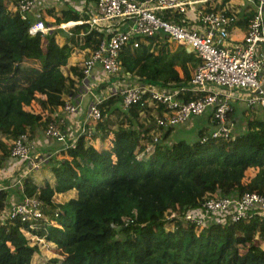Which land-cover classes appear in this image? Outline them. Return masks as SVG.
Masks as SVG:
<instances>
[{
  "label": "trees",
  "instance_id": "trees-1",
  "mask_svg": "<svg viewBox=\"0 0 264 264\" xmlns=\"http://www.w3.org/2000/svg\"><path fill=\"white\" fill-rule=\"evenodd\" d=\"M8 1L13 5L18 2ZM30 20L33 18L24 20L10 13L6 1L0 0V169L14 139L25 135L27 142H32L50 122L61 120L58 109L74 96L79 82L70 75L52 78L68 67L75 45L73 36L66 32V42L60 45L54 42L55 31L49 36H31ZM56 22H60L58 17ZM87 27L76 25L71 32ZM103 37L97 31L84 35L79 49L89 55ZM44 39L47 43L42 49ZM161 39L165 40L159 35L146 39L150 48L139 50L131 49L130 41L120 51L119 60L132 58L137 63L130 74L141 83L171 88L184 80H163V71L198 59L177 48L161 55L160 61L155 50ZM31 100H36L41 111L25 108ZM100 110L102 120L95 129L102 132L100 139L112 133L111 146L91 148L89 134L80 133L74 148H61L60 152L76 160L77 169L71 168L68 159L52 169L56 178L61 172L65 174L68 183L61 187L62 192L74 190L73 198L56 204L53 196L59 184L48 180L38 184L31 171L22 182L19 177L20 201L36 198L49 209H57L58 215H53L55 222L14 217L0 223V264L29 261L18 253L23 245L28 248L24 231L68 250L65 258L52 261L55 264H264V216L226 225L213 222L200 231L178 217V210L199 206L207 194L238 197L244 192L264 193V115L247 118L245 130L229 141L208 138L201 142L204 133L200 131L192 142L178 140L166 145L156 139L157 134H150L155 126L153 112L157 110L160 115V106L147 107L141 102L124 111L120 99L112 96L102 102ZM157 130H165V139L172 128ZM150 144L153 150L138 159ZM248 169L257 172L247 182L244 177ZM8 196L7 191L0 190V209L4 211L11 207ZM125 218L131 221L125 224Z\"/></svg>",
  "mask_w": 264,
  "mask_h": 264
},
{
  "label": "built area",
  "instance_id": "built-area-1",
  "mask_svg": "<svg viewBox=\"0 0 264 264\" xmlns=\"http://www.w3.org/2000/svg\"><path fill=\"white\" fill-rule=\"evenodd\" d=\"M211 1L214 0H60L63 4L78 2L87 5L89 2L94 6L93 13L87 18L69 21L71 26L65 23L48 24L34 17L30 20L28 34L44 37L53 31L68 29L69 35L75 38L80 36L81 39L82 36L95 31L103 33V39L91 51L82 66L81 75L84 79L91 77L98 66L102 73L107 75L105 78H108L104 88L89 92L92 100L87 108L86 119L95 123L101 121L102 102L112 96H120V105L124 111L141 102L160 106L165 113L156 119L160 128H171L191 117L209 112L214 128L201 137V142L208 138L229 141L235 136L229 117L234 92L247 90L250 93L248 106L264 109V86L260 87L264 82V0H257L243 40L232 45L225 43L229 39L232 17L225 11L207 10L205 5ZM249 1L254 3L256 0ZM38 3L39 0H18L10 13L28 20ZM161 12L169 13L171 18H177L166 20L159 15ZM181 14L186 17L182 24L178 23V15ZM186 19L193 23L192 26L185 25ZM83 24L88 25L86 30L71 32L74 26ZM158 35L189 47L198 58L199 63L188 85L158 90L149 84H125L118 80H109V77H117L121 72L119 53L124 45L131 41V49H142L143 37ZM124 75L128 77L130 74L125 72ZM184 92L192 95L182 98ZM62 109L71 114L77 112L75 106L67 102ZM62 122H50L44 135L65 143V135L59 128ZM86 128L88 127L85 125L80 133L89 134V128ZM69 147H75V140L65 144L62 149ZM153 148V144L146 145L145 151L139 155L151 152ZM32 152L34 151L26 136L20 135L11 142L9 158L20 163L26 162L27 171H30L42 160L41 155ZM176 212L177 210L172 212L171 216H175ZM178 214L181 220L193 225L197 231L213 222L226 225L248 220L254 215L264 216V193L244 192L238 197L207 194L199 206L187 208L182 212L178 210ZM14 217H20L21 221L49 218L44 204L30 197H24L7 211H1L0 223ZM130 221L128 218L124 219L125 224Z\"/></svg>",
  "mask_w": 264,
  "mask_h": 264
},
{
  "label": "crops",
  "instance_id": "crops-1",
  "mask_svg": "<svg viewBox=\"0 0 264 264\" xmlns=\"http://www.w3.org/2000/svg\"><path fill=\"white\" fill-rule=\"evenodd\" d=\"M236 1H245L248 3V5L245 8H241L239 6L238 2H236ZM41 3H44L45 7H47V4H49L50 6H53V4L50 3V0H39L38 5ZM255 4H256V2L253 3V1H249V0H235V1L214 0V1H211L208 4H206L205 7L207 9H214L215 8L216 11H221V9H222L224 11L231 13L232 22H231L230 29H229V39L225 43H229L228 45H232L235 43H239L243 40V37L247 31L249 19L254 12ZM38 5H37V7H38ZM65 5H67V4H65ZM233 7H235L236 9H234ZM250 7H252V9H253L251 12H249ZM93 8H94L93 4H91L89 2L87 3V5L86 4L83 5V7L81 9L74 6V8L72 9L74 11L72 20H65V21H74L75 19H79L82 17L87 18L88 16H90L93 13ZM34 11H33V13H34ZM159 15L161 17L171 18L169 13L161 12V13H159ZM234 15L237 16V18H233ZM30 17L31 18L37 17V18L42 19L44 22L48 23L47 20L44 18L43 13L39 12V13H37V15H34L31 13ZM172 17L177 18V16H172ZM174 18H171V20ZM185 18L186 17L184 14L178 15V23L182 24V22H183L182 20H184ZM263 19H264V13H263ZM185 21H186L185 25L187 27L192 26L193 23L190 20L186 19ZM64 22L60 21L59 23H64ZM51 23H53V22H51ZM51 23H48V24H51ZM84 30L85 29H83L82 31H84ZM162 38H165V40L161 39L160 42H158L159 45H156V50H155L156 51L155 53L158 55L160 61H162V58H160L161 55L168 53V52H173V51L177 50V48H182L188 52H191L189 50V47H187L185 45H179L178 44V46L176 45L177 47H174L172 49V51L170 49H168L167 52L160 54V53H158V51L160 50V52H161V50L163 48H167V45L169 44L168 43L169 40H167L166 37L162 36ZM146 39L147 38H144V37L142 38V42H143V48L142 49H149L150 48V44H148ZM74 41H75V39H74ZM218 42H220L222 44L221 41H218ZM78 43H79V41L78 42L75 41L73 51L77 50V49H75V47H77L76 44L78 45ZM165 43H167V44H165ZM260 48H261V50L263 49L262 47H260ZM191 53L194 55L193 52H191ZM81 54H82V57H74V55L71 54V56L69 57L68 67H65L66 69L64 68L65 71H61V73H59L57 76H55V73H54V75H53L54 77H52V78H57V79H64L66 75H70L75 80L79 79V82L74 89V91H75L74 96L69 97V99L67 101V103H70L71 105L75 106V108L77 109V112L71 114V113L65 112L62 108L58 109L59 118L64 123V125L60 126L61 132L65 135V140L68 142V143L67 142L63 143V145L65 146V144H69L70 142H72V140H75L76 137H78L80 135L82 128H84V126L86 125L90 129L91 135H97L95 139L87 137V142L91 145L90 147L94 148V149L108 148L111 146V143H112V133L108 134V136L105 139H100V135L102 132H100V129H95L96 123L94 121L86 119L87 108H88L89 103L92 100V97L89 95V92L92 90L93 91H97V90L99 91L100 89L104 88L107 84V81H105V80H107L108 78H105V77H107V75L103 74L102 71L100 70L99 66H98V67H96V69H94V73L91 77L84 79L81 75L82 69H83L82 66H83L85 59L90 54L89 55L85 54L82 51H81ZM77 62H79V66H76ZM120 63H121V72H122V70L124 71L123 74L125 72H129V74H130V72L137 65V63H135L132 60V58H124L122 61H120ZM198 63H199V60H198V62L197 61L196 62L195 61L194 62L189 61L185 65L178 64V65L172 66L170 68H167L162 73V79L165 80V79H169V78H173V77H179L182 80H184L185 82L184 81L181 82L180 85H178V86L188 85L189 80L192 77ZM177 66H178V70L175 71L174 69H176ZM70 67L75 71V73H76L75 75H72L74 73V71L70 72L67 69ZM180 67L182 70H180ZM129 76L132 78V79H130V82L141 83L135 76H133L131 74ZM101 78H102V80H101ZM109 78H110L109 80L113 81V80H117L118 77L113 76V77H109ZM150 84L152 85V83H150ZM154 87L157 88L158 90H170L173 88V87L168 88L166 86H163V87L162 86H154ZM191 95L192 94H190L188 92H184L182 94V96H183L182 98H184L185 96L189 97ZM117 97L121 100L120 96H117ZM247 99L248 98H245L244 94H242V91H239L234 95V98L231 100L232 111H231L229 117H230L232 125H233L234 134H237V133L245 130L247 118H249V117H261L259 115L260 114L259 112L260 111L263 112V110H264L263 108H261L259 106L249 107L247 104ZM149 106L157 107L151 103H149L147 107H149ZM37 112H39V111H37ZM163 114H165V113L162 110L160 115H163ZM160 115H158V116H160ZM201 116L202 117H196V116L191 117V118H194L196 121L202 122L203 124H205V125H199V128L197 130V135L195 136V138H197L200 131H202L205 135V134L209 133L214 128V123L211 119V115L209 114V112H207ZM83 123H84V125H81ZM188 123H186L185 125H176V127L175 126L172 127L171 133L174 132L175 128H177V129L186 128ZM109 127H110V129L114 128L113 125H109ZM43 133L39 132L34 137L32 142H28V144H30L32 147L37 149V151L35 150L34 152L41 155V159H42L41 162L39 163V167L42 165L43 173H37L38 176L33 175L32 179L38 184H43L46 180H48L54 184H57V185L59 184V186H56V193L61 192V193H59L60 195H63V194L64 195L69 194V195L66 197L65 200H62V202H58L61 200H57V198H56V202H55V200L53 202L56 204L63 203L65 201L69 200L68 197L70 196L71 192H74V191H66L65 193L62 192L61 187L66 185L68 183V181H67L66 176L63 172H61L60 176H57L56 179L54 178L56 176H54L55 174H53L54 172L52 169L54 167H51L52 166L51 163L54 160H56L57 162H60L64 159H68L71 162V168L76 170L77 169L76 168L77 162H76V160H72L70 157H68L66 155H61L60 154V152L62 151L61 148L64 146H62L61 143L54 141L53 139L45 136ZM150 134H151V132H150ZM159 138H160V136L157 135L156 139L158 140ZM180 140H184V139H180ZM158 141H160V140H158ZM38 168H36V169H38ZM36 169L31 171L30 173L33 174V172H35ZM256 172H257V169L246 170L244 181L248 182L255 175ZM23 173H25V172H24V167H22L21 163L18 161L12 160L9 157L5 160L2 168L0 169V189L8 192L9 196H8L7 200H8L9 207H10V205L12 206L13 204L18 203L22 199V196H23L22 191H21V189H19V187L16 183L19 179V176ZM37 177H39L40 180ZM58 181L63 182V184L57 183ZM7 206H6V208H7ZM26 237L28 238L27 235H26Z\"/></svg>",
  "mask_w": 264,
  "mask_h": 264
},
{
  "label": "rangeland",
  "instance_id": "rangeland-1",
  "mask_svg": "<svg viewBox=\"0 0 264 264\" xmlns=\"http://www.w3.org/2000/svg\"><path fill=\"white\" fill-rule=\"evenodd\" d=\"M5 1H6V5L8 6V9H9V12H10L13 4L11 3V1H8V0H5ZM230 1H235V0H230ZM236 2H238L239 6L241 8H245L248 5V3L245 2V1H236ZM255 2L257 3L258 1L256 0ZM50 3L53 4V6H50L49 4H47V7H45L44 3L39 4L38 7L37 6L35 7V11L32 14L37 15V13H39V12L43 13L44 14V18L47 20L48 23L53 22L52 24H56V18L57 17L60 19L61 22H64L65 20H72V17H73V14H74V11L72 10V8H74V6L78 7L79 9H81L83 7V4L82 3H78V2L77 3L68 2L67 5H65V4H62L60 2V0H50ZM233 8L236 9L235 7H233ZM249 9H250L249 12H251L253 10L252 7H250ZM221 11H224V10L221 9ZM233 18H237V16L234 15ZM70 25L71 24H69L68 26H70ZM67 31H68V29H62V30L59 29V30L53 32L54 42H55L56 45H60V44H62L64 42H66V32ZM46 36H49V35H46ZM73 38L75 39L76 42H78V41L80 42V36H78L76 38L73 37ZM46 43H47V39H44L42 41V49L45 48V44ZM168 43L169 44L167 45V48H163L161 50V52L159 50L158 53L163 54V53L167 52L168 49H170L172 51V49L174 47L178 46L177 43H175L174 41L170 42V40H169ZM76 46L77 47H75V49H77V50L73 51L72 54L74 55V57H82L81 50L79 49V46L77 44H76ZM76 66H79V62H77ZM67 69L70 72L74 71L71 67L67 68ZM174 70L177 71L178 70V66ZM180 70H182L181 67H180ZM61 71H65V70L61 69V70L57 71L55 73V76H57L59 73H61ZM123 72L124 71L122 70V72H120L117 75V77H118L117 80L122 82V83H125V84L132 83V82H130V79H132V78L130 76L127 77L126 75H124ZM75 74L76 73L74 71V73L72 75H75ZM52 77H54V76H52ZM237 92H239V91L234 92V94H236ZM242 94H244L245 98H248L249 95H250V93L247 90L242 91ZM25 108L33 110L35 112L41 111L38 103L36 102V100H31L28 105H25ZM259 113H260L259 114L260 116L264 115L262 111H260ZM158 115L159 114H158L157 110L154 111L152 117H154V119H155L154 122H153L155 126H154V128L151 129V134H154L153 136H155V134L159 135L160 136L159 139H160L161 143L162 144H166V145H171L172 143L177 142L180 139H184L187 142H192L194 140L195 136L197 135V130L199 128V125H205L202 122H198L194 118H191L187 122L178 124V125H185L186 123L189 122L187 124L186 128H184V129L175 128L174 132L170 133V135H168L164 139L163 138V132H165V130L160 131V132L157 130L158 127H157V124H156V118H157ZM196 117H202V116H196ZM149 120L151 121V119H149ZM86 129H88V128H86ZM88 130H89V133H90V129H88ZM35 150L37 151V149H35V148L32 149V151H35ZM32 154H36V152H32ZM142 157H143L142 155H139L138 159H141ZM51 164H52L51 167L58 168L59 165H60V162H57L56 160H54ZM21 165H22V167L27 168L26 167V165H27L26 162L25 163H21ZM38 167H39V164H38ZM53 172H54V170H53ZM37 173H43L42 165L38 169H36V171L33 172V174H31V177H33V175L38 176ZM25 176H27V175L21 174L19 176L20 179H21V182H22V180H23V178ZM37 178L40 180L39 177H37ZM54 178L56 179V177H54ZM21 182H20V184H18V186L22 185ZM57 183H62L63 184V182H61V181H58ZM71 191H74V190H71ZM59 193H61V192H59ZM59 193L55 192V194L53 196V200H55V202H56V198H57V200H61V201H58V202H62V200H65L66 197L69 195V194L60 195ZM74 196H75V191L71 192V194L68 197V199H71ZM66 202L67 201H65L63 203H58V204L59 205H63ZM44 209L46 211V215H48L49 218L52 215V219H50V221L55 222L53 220V219H55L54 216H53V211H54V213L57 216L58 215V210L57 209L56 210L55 209L51 210V209H49L47 207H44ZM1 211H3V210H1ZM43 221L45 222L47 220H43ZM24 233L28 236V238H27L26 235H25L26 240H27L28 248L25 245H23L24 247L22 246L19 249L18 253H19V255L21 257H26V259H27V257H29V261L26 264H55V263L52 262L54 259H60V258L63 259V258H65L67 256V254H68V250L67 249L61 250L60 247L55 248V247H52V246H48L49 244H48V242L45 241L43 236L39 237L37 235H33L29 231H24ZM9 245L10 246H14L13 243H9ZM34 247H36V248H34ZM240 251H241V254H242L243 253V249H241Z\"/></svg>",
  "mask_w": 264,
  "mask_h": 264
},
{
  "label": "clouds",
  "instance_id": "clouds-1",
  "mask_svg": "<svg viewBox=\"0 0 264 264\" xmlns=\"http://www.w3.org/2000/svg\"><path fill=\"white\" fill-rule=\"evenodd\" d=\"M149 38H151V37H149ZM149 38H147V39H149ZM167 38V37H166ZM168 40V39H167ZM171 41V40H170ZM178 45V44H177ZM149 85H151V84H149ZM151 86H153L154 87V85L152 84ZM147 106H148V104H146ZM231 120V119H230ZM97 123V122H96ZM232 127H233V125H232ZM172 128V127H171ZM208 134V133H207ZM90 135H91V133H89V135H88V137H90ZM206 135V134H205ZM36 168H38V166L37 167H35V168H33V169H31L30 171H33L34 169H36ZM24 172L25 173H23L24 175H27L28 173H29V171H27V168H25L24 167ZM17 182H20L19 181V179H18V181ZM22 191V190H21ZM44 207H47V206H44ZM48 208V207H47ZM9 209V208H8ZM8 209H6L5 211H7ZM0 210H3L4 211V209H0ZM55 213H54V211H53V215H54ZM48 216V215H47ZM55 218V217H54ZM50 219H52V215H51V217L50 218H48L47 219V221L48 220H50ZM48 246H52L53 247V245H48ZM55 248H57L56 246H54Z\"/></svg>",
  "mask_w": 264,
  "mask_h": 264
},
{
  "label": "water",
  "instance_id": "water-1",
  "mask_svg": "<svg viewBox=\"0 0 264 264\" xmlns=\"http://www.w3.org/2000/svg\"><path fill=\"white\" fill-rule=\"evenodd\" d=\"M264 86V82L260 85V87H263Z\"/></svg>",
  "mask_w": 264,
  "mask_h": 264
},
{
  "label": "bare ground",
  "instance_id": "bare-ground-1",
  "mask_svg": "<svg viewBox=\"0 0 264 264\" xmlns=\"http://www.w3.org/2000/svg\"><path fill=\"white\" fill-rule=\"evenodd\" d=\"M70 23H71V22H69L68 24H70ZM68 24H67V25H68Z\"/></svg>",
  "mask_w": 264,
  "mask_h": 264
}]
</instances>
